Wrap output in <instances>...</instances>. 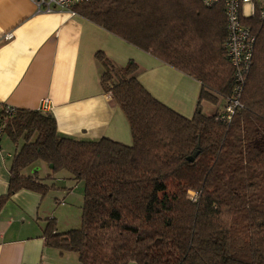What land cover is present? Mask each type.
<instances>
[{
    "label": "trees",
    "instance_id": "obj_1",
    "mask_svg": "<svg viewBox=\"0 0 264 264\" xmlns=\"http://www.w3.org/2000/svg\"><path fill=\"white\" fill-rule=\"evenodd\" d=\"M75 13L201 82L196 112L187 118L153 97L135 62L119 68L98 53L107 68L101 85L127 118L133 144L67 138L51 114L17 109L6 135L25 144L0 212L20 191L49 193L37 174L24 175L44 163L49 179L66 172L84 184L81 228L58 234L51 220L44 232L47 247L81 264H264V17L244 21L256 37L254 60L243 107L228 123L201 106L227 104L235 88L222 5L91 0Z\"/></svg>",
    "mask_w": 264,
    "mask_h": 264
},
{
    "label": "crops",
    "instance_id": "obj_2",
    "mask_svg": "<svg viewBox=\"0 0 264 264\" xmlns=\"http://www.w3.org/2000/svg\"><path fill=\"white\" fill-rule=\"evenodd\" d=\"M9 35L12 38L8 39ZM98 53L119 68L135 62L138 81L153 97L179 114L193 117L201 82L77 14L40 13L31 0H0V111L5 106L39 111L43 102L49 101L48 114L55 118L62 136L132 145L127 118L101 85L107 68L97 60ZM201 106L206 115L215 116L225 111L226 101H203ZM19 151L3 138L0 198L8 194L12 163ZM24 175L30 176L28 172ZM47 196L23 190L4 206L0 212V264H81L78 255L49 248L44 238L51 220L56 221L58 234L74 227L62 226L61 216H78L80 197L67 205L59 193L55 206Z\"/></svg>",
    "mask_w": 264,
    "mask_h": 264
},
{
    "label": "built area",
    "instance_id": "obj_3",
    "mask_svg": "<svg viewBox=\"0 0 264 264\" xmlns=\"http://www.w3.org/2000/svg\"><path fill=\"white\" fill-rule=\"evenodd\" d=\"M40 13L51 14L55 12H67L75 15V8L91 0H31ZM203 4L212 8L218 5L224 7L227 20V39L224 45L228 60L235 69V88L232 97L226 104L221 120L231 122L236 112L242 109L241 99L246 85L247 77L251 71L256 37L251 28L244 24L245 20L253 18L256 14L264 17V0H202ZM12 35L8 36V39ZM109 97L113 99L112 95ZM50 102L44 101L39 111L50 112ZM17 114V109L5 106L0 111V148L3 138L6 136L8 119ZM197 194H192L194 202Z\"/></svg>",
    "mask_w": 264,
    "mask_h": 264
},
{
    "label": "rangeland",
    "instance_id": "obj_4",
    "mask_svg": "<svg viewBox=\"0 0 264 264\" xmlns=\"http://www.w3.org/2000/svg\"><path fill=\"white\" fill-rule=\"evenodd\" d=\"M6 139H9L10 142H12L13 145L18 150H20L23 147V145L25 144L23 139L19 140L18 142H13L8 135H6ZM38 168L41 169V170L37 171L38 172L37 176L39 177L40 181L42 183L52 187V189L49 191L48 196L46 198L47 200L52 199V202L56 206V204H55L56 201L54 198H55V196H57V194L62 193V196L65 197L64 199H65L67 205L68 204L70 205V204H72V200L78 201V199L80 197L81 208H82V204H83L82 201L84 198V184L83 183H79V185H77V183L74 182V179L72 178V176H70L66 172L52 176V179H49V176H51L52 173H51L50 168L47 165H45L44 163H38L34 168L29 169L28 170L29 175L30 176L36 175L35 171ZM65 178L68 180H66ZM68 181H71L70 186L68 184ZM71 186H73L72 187L73 190H71ZM72 192L75 193L74 196L71 195ZM79 193H81V194L77 197V195ZM71 197H74V198H71ZM57 207H60V206H57ZM81 218H82V210L81 209L79 211L78 216H71L69 218L68 214L66 213V214L61 216V224H62V226L63 225H69V224L71 226H74V227H70L69 231L71 230V228L79 229L82 226V219ZM63 230L66 231L68 229L64 228Z\"/></svg>",
    "mask_w": 264,
    "mask_h": 264
},
{
    "label": "water",
    "instance_id": "obj_5",
    "mask_svg": "<svg viewBox=\"0 0 264 264\" xmlns=\"http://www.w3.org/2000/svg\"><path fill=\"white\" fill-rule=\"evenodd\" d=\"M198 155H199V153H195V154L193 155V157L189 158V161H190L191 163H193V162L195 161V159L198 157Z\"/></svg>",
    "mask_w": 264,
    "mask_h": 264
}]
</instances>
